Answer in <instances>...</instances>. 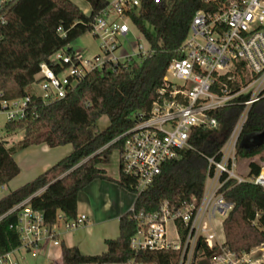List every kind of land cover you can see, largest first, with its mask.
<instances>
[{"label": "trees", "instance_id": "trees-1", "mask_svg": "<svg viewBox=\"0 0 264 264\" xmlns=\"http://www.w3.org/2000/svg\"><path fill=\"white\" fill-rule=\"evenodd\" d=\"M91 6L89 15L70 0H17L0 7V99L15 100L29 95L38 81L40 65L51 63L63 51L72 54L70 45L90 32L94 17L104 10L107 0H85ZM220 0H140L131 14L135 28L145 40L149 54L141 62L128 60L114 72L95 70L81 80L66 97L44 104L33 98L29 114L6 125V133L24 132L23 139L7 148L0 140V188L7 186L21 172L15 154L31 146L57 148L70 145L72 152L45 172L0 198V255L21 246L18 232L11 227L14 207L29 200V206L43 213L45 224L52 228L77 215L79 194L95 180L116 182L137 195L134 209L150 214L167 205L178 208L193 198H203L207 180L214 173L209 159L220 162L221 150L229 140L244 106L236 103L210 112L219 122L217 129H193L190 148L179 151V158L165 164L151 187L137 194L136 181L123 174L107 175L103 165L112 151L122 152V137L135 125V116L147 115L158 99V91L170 63L179 57L192 20L198 11L213 12ZM56 68L58 71L59 68ZM240 102L248 101L241 97ZM109 119V125L96 131L97 122ZM264 131V97L254 103L247 116L236 147V158L253 159L264 152L260 145H242L250 134ZM248 178H256L261 166L249 165ZM219 189L231 205L222 222L224 242L210 248L203 238L197 241L192 264H215L225 253L250 254L264 246V188L252 182L239 183L223 174ZM130 211L119 220V236L106 240V252L83 255L77 247L62 245L63 264H124L137 259L148 264H178L181 253L167 250L140 252L130 247L137 231ZM183 240L188 230L179 226ZM264 264V263H263Z\"/></svg>", "mask_w": 264, "mask_h": 264}, {"label": "built area", "instance_id": "built-area-1", "mask_svg": "<svg viewBox=\"0 0 264 264\" xmlns=\"http://www.w3.org/2000/svg\"><path fill=\"white\" fill-rule=\"evenodd\" d=\"M0 0V7L7 2ZM160 4L161 0H155ZM140 6V0H113L98 13L90 32L99 42L100 54L84 58L82 54L63 51L56 53L51 63L40 65L35 86L39 92L15 99H0V115L7 122L23 120L30 110L33 98L44 104L62 99L90 72L108 70L114 72L128 60H144L147 46L139 45L132 54L119 56L120 38L127 39L133 29L131 14ZM59 68L56 71V68ZM247 96L248 101L240 102ZM264 97V0H220L213 12L198 11L191 23L188 36L179 49V57L167 68L158 99L150 112L135 116V125L122 137L124 144L119 165L124 175L136 181V192L141 194L152 186L168 162L179 158V151L190 148L193 129H217L219 122L210 112L239 103L244 106L229 140L221 150L222 159H209L214 173L207 180L200 203L193 198L178 208L162 206L147 214L144 210L131 212L137 222V231L131 238L130 247L136 253L179 251L178 264H192L197 241L203 238L213 248L221 246L216 229L218 216L226 217L231 205L226 203L219 189L223 174L239 183L252 182L264 188V168L256 178H244L235 174L236 147L246 123L251 106ZM6 132V131H5ZM0 140L4 133L0 131ZM29 200L14 207L8 214L16 215L10 228L20 236L21 246L37 248L48 240L60 245L57 233L45 224L42 212L32 209ZM2 218H0V221ZM88 217L77 214L72 220H64L66 230L73 231L84 225ZM174 224L176 240L168 236L169 224ZM179 226L188 230L182 239ZM12 250L0 255V264H17ZM250 254L237 256L225 253L215 264H263L251 260ZM124 264H148L130 259Z\"/></svg>", "mask_w": 264, "mask_h": 264}, {"label": "crops", "instance_id": "crops-1", "mask_svg": "<svg viewBox=\"0 0 264 264\" xmlns=\"http://www.w3.org/2000/svg\"><path fill=\"white\" fill-rule=\"evenodd\" d=\"M70 1L77 7H79L84 12V14L89 15L91 13V6L89 4H86V2H83L82 0ZM107 1L111 2L113 0ZM124 55L125 53L121 56ZM250 142L252 143L254 142V140H251ZM36 147L42 149V152L45 154L52 155L54 153H57L55 154L56 157L53 163H47L46 165H44L42 172L39 174H30L29 172L27 176L24 177L22 176L24 173L23 168L15 159L21 169V172L7 186L1 188L3 189V191H5V195L10 191H13L23 186L24 184L32 181L37 176H39L51 166H53L54 162H59L61 159L68 156L72 152L71 146L67 150V153H63L62 150H60V148L64 146L57 148H49L46 145H39ZM15 157L16 155L14 156V158ZM106 160L107 163L103 165V168L106 170L107 175L113 179H118L119 168L116 171L110 170V168L108 167L107 157ZM260 164L263 166H261ZM260 164L258 165H260L263 169L264 162H260ZM136 198V194H133L121 188L116 182L106 180H95L90 185H88L78 196L77 214L86 215L88 217L87 222L76 230L68 231L64 226V221H59L58 224L53 226V230L57 233V239L60 241V245L55 246L52 242L48 240L42 241L41 243H39L37 248L27 249V256L23 259L25 260L24 264H63V244H65L67 247H77L83 255L103 254L107 250L105 241L110 239H116L119 236V220L123 215L127 214L132 210ZM224 218L225 217H223L222 222ZM224 240L225 239L223 234V239L220 238V242L223 243ZM253 253L251 255H253Z\"/></svg>", "mask_w": 264, "mask_h": 264}, {"label": "rangeland", "instance_id": "rangeland-1", "mask_svg": "<svg viewBox=\"0 0 264 264\" xmlns=\"http://www.w3.org/2000/svg\"><path fill=\"white\" fill-rule=\"evenodd\" d=\"M83 2H86L85 0H82ZM86 4H88L86 2ZM120 45L121 49L118 52V55L126 54H132L134 51L139 50V45L147 46L145 40L141 36V34L133 29L127 39L120 38ZM70 48H72L73 52L82 54L84 58H93L95 55L100 54L99 49V42L93 37L91 32H87L85 35L77 39L75 42H73L70 45ZM139 61V60H137ZM140 62V61H139ZM29 93L32 92H39V88L33 84L29 90ZM6 116L5 114L0 115V131L4 133V140L6 142L7 148H12L16 146L24 137L23 131H18L16 133L7 134L5 132L6 130ZM109 125V119L107 117H102L96 125V131H102ZM258 134H250L244 137L241 140L242 145H246L250 143L251 140H256ZM70 148V146H64L60 148L63 153H67V150ZM23 151V152H22ZM22 151L17 152L15 155V159L19 162L20 166L23 168V175L24 177L27 176V174L30 172L32 173H41L44 165L47 163H53L55 159V154L52 155L45 154L42 152V149H39V147H31L29 149H24ZM59 152V151H58ZM119 152L117 150L112 151L111 155L107 156L108 159V167L112 171H116L119 168L118 162H119ZM58 161V160H56ZM251 162H256L257 164H260V162H264V152L253 159H236V167H235V174L238 176H242L244 178H247V174L249 172V165ZM57 162H54L56 164ZM261 165V164H260ZM263 166V165H261ZM23 177V178H24ZM5 191L0 188V197L4 196ZM223 217L218 216L217 222H216V228L219 233L220 238L223 239V231H222V222ZM168 236L170 240H176V230L174 227V224L170 223L168 226ZM254 252V253H253ZM251 253L253 255L250 257L252 261L254 262H262L264 261V246H259L255 248ZM27 256V249L25 247H22L20 249H17L14 254L13 258L16 261L17 264H24Z\"/></svg>", "mask_w": 264, "mask_h": 264}, {"label": "water", "instance_id": "water-1", "mask_svg": "<svg viewBox=\"0 0 264 264\" xmlns=\"http://www.w3.org/2000/svg\"><path fill=\"white\" fill-rule=\"evenodd\" d=\"M257 139H258V141H256V140H254V142H250V143H248L247 144V146L248 145H251V146H258V145H260L261 143H263L264 142V131L262 132V133H259L258 134V136H257Z\"/></svg>", "mask_w": 264, "mask_h": 264}]
</instances>
